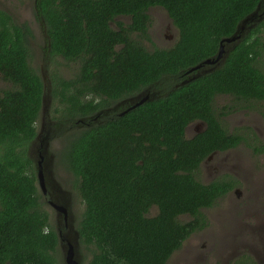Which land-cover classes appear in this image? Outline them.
<instances>
[{
	"label": "trees",
	"instance_id": "obj_1",
	"mask_svg": "<svg viewBox=\"0 0 264 264\" xmlns=\"http://www.w3.org/2000/svg\"><path fill=\"white\" fill-rule=\"evenodd\" d=\"M259 4L263 10L264 0H38L50 37L47 88L59 102L43 133L66 138L57 160L84 204L76 225L83 264H166L207 223L201 208L236 185L232 178L202 182L195 174L208 155L243 140L220 122L216 97L264 100V19L218 67L175 85L190 67L216 57L221 40ZM151 6L163 7L179 29L172 47L143 41L152 42ZM118 15L131 22L113 27ZM32 38L27 22L0 9V74L10 84L0 91V264L64 263L30 155L45 93L30 60ZM56 57L74 63L75 73L52 69L60 64ZM149 86L165 94L122 115H97ZM199 120L207 128L186 138L187 126Z\"/></svg>",
	"mask_w": 264,
	"mask_h": 264
},
{
	"label": "rangeland",
	"instance_id": "obj_2",
	"mask_svg": "<svg viewBox=\"0 0 264 264\" xmlns=\"http://www.w3.org/2000/svg\"><path fill=\"white\" fill-rule=\"evenodd\" d=\"M0 2L2 7L10 12L16 20L29 22L33 28L35 36L31 39L30 60L31 64L42 73L41 68H44V40L41 28L33 17V0H0ZM149 14L152 23L149 35L152 42L146 45L151 48L154 46L170 47L169 42L171 40L168 35H176L177 29H175L176 27H174L168 12L163 7L157 6L151 8ZM55 59L60 61V64H49L52 69L60 68L61 74L65 77L75 73L74 63H69L59 57ZM259 66L264 70V54L259 61ZM9 86L10 84L4 81L0 74V91ZM49 96L45 123H43L42 118L37 123L38 130L41 129L39 131L41 134L32 146L31 153L34 156L37 173V163L42 160L47 184L52 193L57 194L60 191L62 195L67 196L64 195L66 199L71 198L70 211L73 218L69 217L68 224L76 223V226L84 204L80 201L81 199H77V190L73 187L72 175L57 160L58 152L66 141L63 136L64 132L57 133L59 135L51 140L46 138L48 131L47 116H56L54 110L59 107L58 100L56 101L51 94ZM214 106L220 114V122L228 131L244 132L247 136V144H251V147H254V143H256L251 141L253 132L258 136V142L264 143V100H245L218 95L214 101ZM244 144V146H240L230 153L227 152L216 157L214 161L201 166L196 172L195 176L202 182L232 178L236 180L237 186L228 195L217 199L208 210L203 211L207 223L196 230L174 252L166 264H243L244 261L247 264H253L257 263V258L261 264H264V256H260L261 241L264 242V238L261 240L260 236L262 234L261 237H264V230L252 229L254 225L252 227L244 225L245 222H253V217L258 216L254 211L264 207V153L256 152L254 149L248 148L246 143ZM224 158H226L225 161H222ZM235 158L238 160H233ZM214 166L217 169H214ZM207 168H210L209 171ZM38 187L39 191H42L39 182ZM50 199L52 198L49 195L45 197L43 193L42 200L45 201V208L54 217L56 213L49 204ZM155 211H157L156 208L153 213ZM182 219L189 220L191 216L184 215ZM63 220L62 217V223ZM65 226L67 229L69 228L67 224H63L61 227ZM59 255L61 256L60 259L63 258V262L65 258L62 248ZM79 256L80 262L83 264L86 251L81 245Z\"/></svg>",
	"mask_w": 264,
	"mask_h": 264
},
{
	"label": "water",
	"instance_id": "obj_3",
	"mask_svg": "<svg viewBox=\"0 0 264 264\" xmlns=\"http://www.w3.org/2000/svg\"><path fill=\"white\" fill-rule=\"evenodd\" d=\"M264 19V9L261 10V4L258 5V7L250 14H248L239 24L234 34H232L229 37H225L220 42V47L218 54L214 58H207L200 63L190 67L185 75L186 77L178 82L175 85V88L180 87L182 85H185L189 83L190 81L196 79L200 75L204 73H208L212 71L214 68L218 67L224 60L225 55L233 49L238 42L241 41L242 38H244L250 30L255 27L260 21ZM209 65V66H206ZM42 69V78L44 80L45 84V93L43 94L42 98V113L41 118L43 120L46 119V112H47V105H48V98H50V89L47 88V86H50V81L47 80L48 74L47 69ZM161 93V90H153L146 88L144 91L140 92L138 95L131 97L129 100H127L130 103V106L127 110L133 109L136 106L157 98ZM122 103V102H121ZM126 112V111H124ZM89 117H83L81 118L82 121H86ZM93 118V117H92ZM40 134L37 136V138L32 142L31 148H30V155L34 157L31 153L32 146L36 142V140L39 138ZM47 138V137H46ZM42 160H40L37 163L38 166V182L40 185L41 190L44 194L47 192V180L45 177V170L44 166L42 165ZM48 172L49 170L46 169ZM68 194V193H67ZM65 195V194H64ZM64 195L60 191L57 192V194L52 193L51 198L49 200V204L53 207V210L57 214H64L66 217L71 216L73 218V215L70 211V201L71 198H65ZM66 196V195H65ZM67 197V196H66ZM71 214V215H70ZM72 225V226H71ZM62 235H60V247L62 248V251L64 253V261L65 264H81L80 262V256H79V248H80V234L77 230L75 223L70 224L69 228L61 232ZM65 242V243H64Z\"/></svg>",
	"mask_w": 264,
	"mask_h": 264
},
{
	"label": "flooded vegetation",
	"instance_id": "obj_4",
	"mask_svg": "<svg viewBox=\"0 0 264 264\" xmlns=\"http://www.w3.org/2000/svg\"><path fill=\"white\" fill-rule=\"evenodd\" d=\"M18 1H21V0H18ZM153 7H157V6H151L150 8H149V10L147 11L148 12V14H149V12H150V9L151 8H153ZM161 7V6H160ZM0 9L1 10H3V11H6V12H8L5 8H3L2 7V3L0 2ZM10 15H12L10 12H8ZM150 15V14H149ZM12 17H13V15H12ZM33 17H34V20L39 24V26H40V28H41V31H42V37H43V40H44V52H43V61H44V69H48V68H46V62H45V60H46V58H48V57H50V54H49V50H47L46 51V47L48 46V45H50V42H49V40H50V37L47 35V33H46V31H45V25L43 24L44 23V16L42 15V13L40 12V10H39V8H38V0H33ZM14 18V17H13ZM172 20V19H171ZM121 21H124L126 24L127 23H129V22H131V17L130 16H126V15H118V16H116L115 17V19H114V21H111L110 22V24L113 26V27H115V28H118V22H121ZM22 22H25V21H22ZM28 24H29V22H27ZM172 23H173V21H172ZM30 25V24H29ZM151 25H152V23H151V17H150V24L148 25V32H150V27H151ZM173 25H174V27H176L175 29H177V34L176 35H168V38L171 40L170 42H169V44H171V46L170 47H172L174 44H175V42L178 40V38H179V29L177 28V26L173 23ZM31 26V25H30ZM32 28V27H31ZM32 30H33V28H32ZM33 33H34V31H33ZM34 36H35V34H34ZM33 39V38H32ZM143 41H145V42H147V43H149V41L148 40H146V39H144ZM41 68V67H40ZM41 71H42V69H41ZM186 73V72H185ZM185 73H184V76H186L185 75ZM47 74H48V70H47ZM149 89H151V91H153V90H161V93H160V95L159 96H161V95H164L165 93H164V89L163 88H160V87H151V86H149L148 87ZM146 88H144L143 90H141V91H139L138 93H136V94H133V95H130V96H128V97H126V98H124V99H120L119 101H117L116 103H114L113 105H111L110 107H108V108H106V109H103L102 111H100V112H98L97 113V115L98 116H101L103 113H111V112H115V113H117V114H119V115H122V114H124L125 112L124 111H126L127 109L126 108H128V106H130V103L127 101V100H129L131 97H133V96H136V95H138L140 92H142V91H144ZM158 96V97H159ZM154 100V99H153ZM149 101H151V100H149ZM122 102V103H121ZM111 110V111H110ZM223 116V115H222ZM82 121V120H81ZM45 123V122H44ZM207 128V123L205 122V121H202V120H199V121H195V122H193V123H191V124H189L188 126H187V128H186V132H185V134H186V138H188V139H192V138H194L198 133H200L201 131H203V130H205ZM230 132H232V131H230ZM39 134H41V133H39ZM240 134L243 136V140H242V142L241 143H239V145H237L236 147H232V148H229V149H227V150H225V151H220V150H216V151H214L213 153H211L210 155H208L205 159H203L202 160V162H201V166H203V165H205V164H210V162H212V161H214L215 159H216V157H219L220 155H223V154H225V153H230L231 151H233V150H235L236 148H238V147H240V146H244L245 144L244 143H246V145H248V148H251V149H254V147H256V146H260V147H262L263 145H264V143H262V142H258V136H253L252 134H251V141H253V142H256V143H254V147H251L250 145L251 144H247V141H246V137L247 136H245V134H244V132H240ZM260 153H264V150H263V152H260ZM225 159L226 158H224V159H222V161H225ZM233 160H238L237 158H235V159H233ZM235 164H237V163H235ZM208 169V171H209V169L210 168H207ZM214 169H217V167L216 166H214ZM235 180V179H234ZM209 182H211V181H209ZM235 182H236V180H235ZM208 183V182H207ZM237 186V182H236V185L230 190V191H228L226 194H224V196H226V195H228L229 193H231L232 191H233V189L235 188ZM239 192V191H238ZM47 195H49V197L51 198V195H52V191H51V189L49 188V185L47 184V192H46V194H45V197H47ZM219 198H222V196L221 197H219ZM218 198V199H219ZM47 199V198H46ZM211 206H209V207H202L201 208V210L202 211H206V210H208L209 208H210ZM55 212V211H54ZM254 213L255 214H258V216H256V218L255 217H253V222H245L244 223V225H250V227H252L253 225H254V227L252 228V229H256V230H258V229H260V230H264V207H262V209H258V211H254ZM63 217V223H62V221H61V218ZM55 219H56V221H57V228H58V230H59V233H60V235H62L61 234V232H63V230H67V228H66V226L65 227H61L63 224L65 225V224H67L68 225V227H69V224H68V219H69V215H68V217H66V215H64V214H57L56 213V215H55ZM243 224V223H242ZM261 236H263L262 234H261ZM260 236V239L261 240H263V238L264 237H261ZM261 248H260V256H264V242L263 241H261ZM248 256H251V255H248ZM247 257V256H246ZM248 258H252V257H248ZM253 259V258H252ZM257 263H259V264H261V262H260V260H258V258H257ZM256 262L255 263H253V264H257ZM243 264H247V262H245L244 261V263ZM249 264H252V263H249Z\"/></svg>",
	"mask_w": 264,
	"mask_h": 264
}]
</instances>
